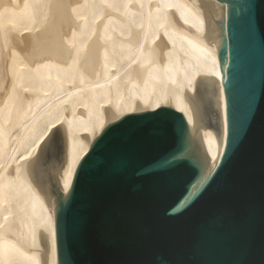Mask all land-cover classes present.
Segmentation results:
<instances>
[{
    "label": "water",
    "instance_id": "obj_1",
    "mask_svg": "<svg viewBox=\"0 0 264 264\" xmlns=\"http://www.w3.org/2000/svg\"><path fill=\"white\" fill-rule=\"evenodd\" d=\"M219 1L228 6L218 53L228 132L216 170L174 212L199 176L195 162L181 156L191 131L173 108L178 90L168 84L165 104L154 111L151 97L120 115L110 87L100 134L73 135L89 151L67 193L60 185L68 168L64 119L21 164L24 180L54 213L57 264H264V0ZM23 223L12 216L0 239L50 264L49 230L38 228L30 248Z\"/></svg>",
    "mask_w": 264,
    "mask_h": 264
},
{
    "label": "bare ground",
    "instance_id": "obj_2",
    "mask_svg": "<svg viewBox=\"0 0 264 264\" xmlns=\"http://www.w3.org/2000/svg\"><path fill=\"white\" fill-rule=\"evenodd\" d=\"M227 11L219 0H0V228L22 217L30 248L38 228H47L50 264H57L54 213L24 180L21 164L64 119L68 168L60 185L67 193L89 151L73 135L100 134L110 87L120 115L134 110L135 99L147 106L151 97L154 111L165 104L168 84L178 90L173 108L191 131L181 156L198 150L200 157L191 158L199 176L174 212L185 207L226 148L227 92L218 53ZM201 105L215 110L212 120ZM0 264L40 262L0 239Z\"/></svg>",
    "mask_w": 264,
    "mask_h": 264
},
{
    "label": "rangeland",
    "instance_id": "obj_3",
    "mask_svg": "<svg viewBox=\"0 0 264 264\" xmlns=\"http://www.w3.org/2000/svg\"><path fill=\"white\" fill-rule=\"evenodd\" d=\"M208 112L210 113L209 115H210V118L212 120L214 118V114L212 115V111L208 110ZM188 157L193 158V159L194 158H200L199 155H198V150H191L189 155H188Z\"/></svg>",
    "mask_w": 264,
    "mask_h": 264
}]
</instances>
